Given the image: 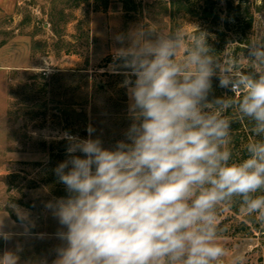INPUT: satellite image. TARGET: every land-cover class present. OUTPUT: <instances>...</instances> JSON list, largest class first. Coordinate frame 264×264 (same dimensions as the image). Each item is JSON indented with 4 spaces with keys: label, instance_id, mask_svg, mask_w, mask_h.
Masks as SVG:
<instances>
[{
    "label": "clouds",
    "instance_id": "1",
    "mask_svg": "<svg viewBox=\"0 0 264 264\" xmlns=\"http://www.w3.org/2000/svg\"><path fill=\"white\" fill-rule=\"evenodd\" d=\"M192 28L139 26L114 36V61L128 70L131 122L110 148L91 125L86 138L62 134L66 159L54 172L67 195L46 204L60 225L53 264H222L218 208L238 200L243 213L264 221V195H256L264 190V71L224 67L209 34ZM247 56L264 66V43L251 44ZM213 77L233 95L209 99ZM230 108L259 138L238 161L229 147L232 121L224 116ZM3 261L17 264L9 252Z\"/></svg>",
    "mask_w": 264,
    "mask_h": 264
},
{
    "label": "rangeland",
    "instance_id": "2",
    "mask_svg": "<svg viewBox=\"0 0 264 264\" xmlns=\"http://www.w3.org/2000/svg\"><path fill=\"white\" fill-rule=\"evenodd\" d=\"M211 6L216 16L205 11ZM193 24L209 34L224 67L264 70L247 56L251 44L264 43V0H234L230 11L227 0H0V232L7 235L0 236V264L6 252L17 264L56 258L60 225L46 204L67 195L54 172L66 159L62 134L86 138L91 125L109 148L124 138L128 70L114 61V36L139 26L191 33ZM218 84L216 78L225 93ZM230 204L217 210L222 264L236 257L259 264L264 238L239 224L257 214L243 213L241 203L236 214ZM13 206L28 218L22 221Z\"/></svg>",
    "mask_w": 264,
    "mask_h": 264
},
{
    "label": "trees",
    "instance_id": "3",
    "mask_svg": "<svg viewBox=\"0 0 264 264\" xmlns=\"http://www.w3.org/2000/svg\"><path fill=\"white\" fill-rule=\"evenodd\" d=\"M233 2L234 0H227V7L229 11L233 8ZM214 9H215L214 6H211L205 8V11H207L208 15L216 16L217 13L214 11ZM200 18L203 19V17ZM219 51H220V47L217 53H219ZM215 80L216 77H213V81H212L213 92L210 94L209 99H212L214 96L233 95L228 89H226L224 93L222 90L219 91L217 88H215ZM242 91L243 90H241V92H238V94L235 95L236 96L241 95ZM224 116L232 121L231 142L229 144V147L230 148L234 147V150L239 151L240 159L242 160L247 157L246 145L250 141L259 138L255 137L251 132L252 123L248 119L242 118L235 108H230L227 111H225ZM256 195H264V190H261L260 192L256 193ZM239 207H240V203H237V201H233L230 204V209L236 214H238ZM239 224L244 229H248L251 233L253 232L259 233L261 237L264 238V221L259 220L256 216H253L252 218L248 216L244 221L239 222ZM261 249H264V244H262ZM258 261L259 264H264V253L261 254Z\"/></svg>",
    "mask_w": 264,
    "mask_h": 264
}]
</instances>
